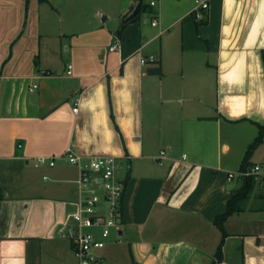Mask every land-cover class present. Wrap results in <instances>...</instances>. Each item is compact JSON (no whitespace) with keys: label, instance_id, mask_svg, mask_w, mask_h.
Returning <instances> with one entry per match:
<instances>
[{"label":"crops","instance_id":"0c3cea01","mask_svg":"<svg viewBox=\"0 0 264 264\" xmlns=\"http://www.w3.org/2000/svg\"><path fill=\"white\" fill-rule=\"evenodd\" d=\"M133 3L0 0V264L77 263L68 146L123 168L102 264H264V136L252 191L225 235L214 222L264 124V0H209L202 18L159 0L123 22Z\"/></svg>","mask_w":264,"mask_h":264},{"label":"built area","instance_id":"2783aa9c","mask_svg":"<svg viewBox=\"0 0 264 264\" xmlns=\"http://www.w3.org/2000/svg\"><path fill=\"white\" fill-rule=\"evenodd\" d=\"M146 1L155 5L159 0ZM208 8L209 0H194L192 11L197 18H202ZM157 23L158 20L154 19L153 24ZM120 42L121 38L115 36L109 45V50L117 49ZM155 60L154 54L140 57L142 64ZM71 68L72 65L69 64L68 73H71ZM34 87H37V84ZM78 101L79 99L75 102L74 111L79 108ZM162 153L164 154L165 151ZM59 156L64 157L79 169V176L76 179L79 197L75 209L70 214L72 222L69 225V233L74 240L76 264H102L103 257L96 250L105 246L112 231L118 229L122 216L125 183L118 175V159L111 154L83 155L71 146H68ZM33 163L35 166L44 164L53 166L56 163V156L38 155L34 157ZM261 169V165L255 164L236 173L231 171L228 176L234 177L236 174L258 176Z\"/></svg>","mask_w":264,"mask_h":264},{"label":"trees","instance_id":"16d2710c","mask_svg":"<svg viewBox=\"0 0 264 264\" xmlns=\"http://www.w3.org/2000/svg\"><path fill=\"white\" fill-rule=\"evenodd\" d=\"M148 6V2H145L142 9H146ZM259 133L258 135L254 138V140L248 145L240 170H246L251 167V163L249 161L253 151L255 148L263 141V136H264V124L259 125ZM243 177V184L241 187H239L234 194L228 199L227 201V206L226 209L218 214L214 222L215 224L219 227V229L223 232V235L226 234L225 232V226L224 223L227 220V218L232 215L234 212L238 211L241 209V204L242 202L248 197L250 192L252 191L255 183H256V176L255 175H246L242 176ZM221 245L222 242L220 243L218 247V253L221 251Z\"/></svg>","mask_w":264,"mask_h":264},{"label":"water","instance_id":"95a60500","mask_svg":"<svg viewBox=\"0 0 264 264\" xmlns=\"http://www.w3.org/2000/svg\"><path fill=\"white\" fill-rule=\"evenodd\" d=\"M145 2L147 1L146 0H135V3L131 4L128 10L123 14L122 21L128 22L134 19L135 17H137L139 13L141 12L142 7ZM147 70L149 73L156 74V73H159L160 67L158 65H150L147 68ZM75 231H77V227H75Z\"/></svg>","mask_w":264,"mask_h":264},{"label":"rangeland","instance_id":"374dc122","mask_svg":"<svg viewBox=\"0 0 264 264\" xmlns=\"http://www.w3.org/2000/svg\"><path fill=\"white\" fill-rule=\"evenodd\" d=\"M152 6H153V5L149 4V7L152 8ZM122 169H123V168L118 169V175H119V176H122ZM112 233L115 234V233H116L115 230H113Z\"/></svg>","mask_w":264,"mask_h":264}]
</instances>
